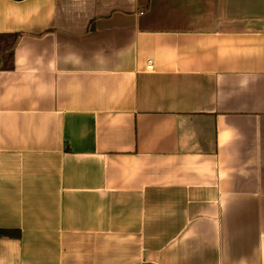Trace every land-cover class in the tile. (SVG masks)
<instances>
[{
    "label": "crops",
    "instance_id": "0c3cea01",
    "mask_svg": "<svg viewBox=\"0 0 264 264\" xmlns=\"http://www.w3.org/2000/svg\"><path fill=\"white\" fill-rule=\"evenodd\" d=\"M0 229V264H264V0H0Z\"/></svg>",
    "mask_w": 264,
    "mask_h": 264
},
{
    "label": "trees",
    "instance_id": "16d2710c",
    "mask_svg": "<svg viewBox=\"0 0 264 264\" xmlns=\"http://www.w3.org/2000/svg\"><path fill=\"white\" fill-rule=\"evenodd\" d=\"M19 232L15 230L0 229V237H18Z\"/></svg>",
    "mask_w": 264,
    "mask_h": 264
},
{
    "label": "built area",
    "instance_id": "2783aa9c",
    "mask_svg": "<svg viewBox=\"0 0 264 264\" xmlns=\"http://www.w3.org/2000/svg\"><path fill=\"white\" fill-rule=\"evenodd\" d=\"M147 69H148V70H151V69H152V64H151V62L148 63Z\"/></svg>",
    "mask_w": 264,
    "mask_h": 264
}]
</instances>
